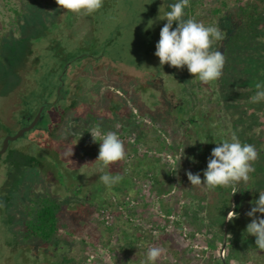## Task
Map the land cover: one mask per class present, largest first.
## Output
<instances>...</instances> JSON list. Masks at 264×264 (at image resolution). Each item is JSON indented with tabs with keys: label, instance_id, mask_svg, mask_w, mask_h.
I'll list each match as a JSON object with an SVG mask.
<instances>
[{
	"label": "rangeland",
	"instance_id": "1",
	"mask_svg": "<svg viewBox=\"0 0 264 264\" xmlns=\"http://www.w3.org/2000/svg\"><path fill=\"white\" fill-rule=\"evenodd\" d=\"M175 2L116 0L107 5L104 0L103 7L94 14L77 15L65 10L61 17L57 15L61 9L54 0H0V36L7 29L14 32L0 41V119L16 95L22 57L30 50V61L33 55L52 57L51 51L43 48L42 39L50 29L52 35L65 31L64 20H69L77 32L85 30L89 23L98 45L115 37L116 42L108 47L109 54L122 72L117 77L110 72L81 86L69 129L63 135H58V131L52 133L57 136L49 150L61 153L51 163L59 167L56 172L24 170L29 161L22 160L17 171L11 172L5 181L8 172L0 167V192L3 189L0 264H142L150 247L164 249L156 264H254L253 258L258 254L253 250L255 254L246 262L243 255L234 258L229 253L233 235L227 231L224 245L225 223L222 230L219 218L210 213L211 204L206 201L209 198L212 202L214 193L191 186L187 177L189 170L193 174L198 172L193 159L199 160L203 145L209 146L208 142H201L207 140L200 139V123L213 127L210 125L214 123L213 117L220 116L223 107L230 110L229 90L239 74L226 67L227 63L231 64L228 53L224 54L223 75L216 85L195 80L187 66L183 69L160 66L154 53L167 21L159 19V15L170 11L169 5ZM229 2L233 7L234 0ZM10 6L17 11H11ZM214 6L212 0H190L184 18L222 30L221 19L213 13ZM49 10L55 11V16ZM176 26L174 22L173 29ZM67 40H63V45L69 46L70 39ZM108 90L121 96L123 104L115 108L107 96ZM215 90L224 93L222 103L227 107L220 104ZM194 114L208 119L201 120L199 125L191 123L189 118ZM137 124L148 132L146 141L137 139L134 131ZM186 127L191 128L189 135ZM93 128L101 133L116 132L124 142L125 159L104 171L121 175L126 183L121 181L109 189L99 181L101 165L94 163L99 142H92ZM259 128L262 126H258V131ZM34 130L28 135L37 134ZM154 138L156 141L150 142ZM157 157L160 161L155 163L156 171L147 173L150 160ZM4 159L5 155H0V163ZM84 164L87 178L81 173ZM155 172L158 173L154 179ZM127 194L138 205L123 211L112 200L113 197L121 200ZM45 197L60 201L62 206L61 227L50 243L24 237V221L30 206ZM101 207L113 213L110 225L102 219ZM126 234L140 239L131 252L123 250L121 261L119 248L121 244L127 246V238L123 239Z\"/></svg>",
	"mask_w": 264,
	"mask_h": 264
},
{
	"label": "trees",
	"instance_id": "2",
	"mask_svg": "<svg viewBox=\"0 0 264 264\" xmlns=\"http://www.w3.org/2000/svg\"><path fill=\"white\" fill-rule=\"evenodd\" d=\"M212 2L215 4L212 9L214 15L221 19L222 30L220 31L225 34V39L215 42L213 50L218 49L224 54L228 53L231 64L227 63L226 67H230L236 75H239L235 76L233 87L229 90L231 98L227 104L230 106V110L223 107L220 116L213 117L214 123L210 124H213V127L208 125L204 127L200 123L201 132L198 131L200 139L207 140L209 146L203 145L195 166L203 180V170L207 168L208 157L211 155L212 149L217 146V142L230 139L233 132L242 143L256 147L259 158L254 164L255 171L250 173L249 182L237 184L235 194H232V187H217L213 190H207V192H213L216 199L212 198L211 202V199L208 198L209 201H206L211 204L210 213L219 218L222 230L228 212L233 210L237 213L234 220L228 221V233L232 234L234 238L233 244L229 246V253L231 255L233 253L234 258L243 255L242 259L246 262L250 255L255 254L252 253L253 250L258 254L257 257L253 258L254 264H264V250H259L255 245L256 238L246 233L247 224L252 219L246 213L252 207L251 202L259 198V190H264V101L250 102V97L257 92L255 85L264 83V74H262L264 73V0H234L233 7L230 6L229 0H212ZM9 9L17 11L12 6ZM227 11L228 13H226ZM11 34L14 32L7 29L6 33L1 34L0 41L1 38L4 39ZM211 83L216 85L217 80ZM221 84L225 85V82L221 81ZM226 90L225 87L223 91ZM215 91L220 104H224L222 103L224 102V93L222 94L221 90ZM224 105L227 107L226 103ZM236 107L240 110H236ZM189 119L191 123L199 125L201 120L208 118L203 119V117L194 114ZM258 126H262L263 129L259 128L260 131H258ZM186 129V133L189 135L188 132L191 131V128L186 127ZM134 131L139 141L147 140L148 132L141 125L137 124ZM151 137L149 131V139ZM187 138L186 141L189 142ZM154 139L150 142H155L156 138ZM190 147L192 150V145ZM159 161L160 158L158 157L150 160L147 173L156 171L155 163L158 164ZM156 173L158 172L154 173V179ZM123 182L126 183L127 180ZM207 197L205 196V198ZM233 201L235 202L234 207H232ZM61 213L60 201L49 197H45L40 202L30 206L28 217L24 221V237L27 239L37 238L43 243H50L61 227ZM257 216H264V214L257 213ZM126 238L127 246L121 244L119 248L118 257L120 260L122 254L125 253L124 251L131 252L132 248L136 247V241L140 239L139 237L134 238L131 234H126L123 239Z\"/></svg>",
	"mask_w": 264,
	"mask_h": 264
},
{
	"label": "flooded vegetation",
	"instance_id": "3",
	"mask_svg": "<svg viewBox=\"0 0 264 264\" xmlns=\"http://www.w3.org/2000/svg\"><path fill=\"white\" fill-rule=\"evenodd\" d=\"M115 2L116 0H107V5ZM64 11L61 9L57 15L65 14ZM49 13L55 16V11L49 10ZM64 21L63 25L67 31L64 28L65 31L52 35L50 29L42 39L43 48L50 50L52 57L47 59L43 55H33L30 61L32 50L24 59L22 57L23 64L20 66V72L18 71L21 76L16 95L10 102L12 105L7 106V113L0 119V148L7 135H14L20 129L36 122L34 127L25 131L21 137L10 141L6 152L3 153L5 159L0 163V167L3 166L8 172L5 181L9 179L11 172L17 171L22 160L29 161L24 170L34 168L44 173L56 172L59 167H54L55 163H51L57 161V155L61 157V153L56 154L49 150L57 136L52 133L58 131V135H63L69 129L76 95L80 93L81 86L84 87L95 78L110 72L116 74V77L122 73L114 64V57L109 54L108 47L116 42L115 37L107 38L101 47L102 44L98 45V42L93 40V26L89 23L85 30L80 29L83 33L78 37L81 31H75L69 20ZM66 38L70 39L69 46L63 45ZM108 91L107 96L115 108L123 104L121 96ZM33 129L37 134L29 136L28 132ZM2 192L3 189L0 196Z\"/></svg>",
	"mask_w": 264,
	"mask_h": 264
},
{
	"label": "clouds",
	"instance_id": "4",
	"mask_svg": "<svg viewBox=\"0 0 264 264\" xmlns=\"http://www.w3.org/2000/svg\"><path fill=\"white\" fill-rule=\"evenodd\" d=\"M104 0H56L59 9L66 10L77 15H91L103 7ZM190 0H177L169 5L170 11L159 15V19H166L160 31V39L156 43L155 55L159 58L160 66L165 64L187 70L195 80L209 84L218 80L223 75V68L226 63V56L220 50H212L215 41L225 39V34L215 26H205L192 18H184V9ZM162 9L160 8V13ZM174 22L177 23L173 29ZM264 74V73H262ZM257 92L250 97L251 103L264 101V83L255 85ZM119 125H117V128ZM92 142H99V152L94 163L101 165L99 169V181L107 188H112L120 183L123 177L119 174L112 175L104 169L110 165L122 161L126 157L124 142L118 134L113 131L101 133L96 128L91 131ZM206 143L208 141H201ZM195 144V143H193ZM73 151L71 153V156ZM259 158V152L254 145L242 143L233 132L230 139L217 142V146L211 151L208 157L207 168L203 170V177L199 172L193 174L187 171L188 180L191 186L201 187L205 190H213L217 187H232L235 194V186L240 182L247 184L250 180V173L255 171L254 164ZM193 162L196 161L193 159ZM88 164V163H86ZM84 164L81 173L88 177L84 171ZM251 209L246 213L251 217L247 224L246 233L254 236L255 245L259 250H264V216H257V213L264 214V190H259V198L253 200ZM237 217L235 211L228 213L226 220L232 221ZM164 249L150 247L146 253V260L142 264H156V261L163 255Z\"/></svg>",
	"mask_w": 264,
	"mask_h": 264
},
{
	"label": "built area",
	"instance_id": "5",
	"mask_svg": "<svg viewBox=\"0 0 264 264\" xmlns=\"http://www.w3.org/2000/svg\"><path fill=\"white\" fill-rule=\"evenodd\" d=\"M149 177L151 178V175H149ZM113 203L115 205L118 206L119 209L125 211V209L127 210H130V209H133V208H136L137 205H138V201L135 200L131 195H124L123 198L121 200H119L118 198L116 197H113ZM99 212L102 216V219L105 221V223L107 225H110L113 221V213L111 212V210L107 207H101L99 209ZM164 215V214H162ZM172 221V220H171ZM91 260V258L89 259V261Z\"/></svg>",
	"mask_w": 264,
	"mask_h": 264
},
{
	"label": "water",
	"instance_id": "6",
	"mask_svg": "<svg viewBox=\"0 0 264 264\" xmlns=\"http://www.w3.org/2000/svg\"><path fill=\"white\" fill-rule=\"evenodd\" d=\"M35 122L34 121L33 123H31L30 125L20 129L16 134L12 135V134H9L7 135L3 142H2V147L0 148V154H3L4 152H6L8 146H9V143L10 141L12 140H16L17 138L21 137L23 135V133L27 130H30L32 127H34L35 125ZM227 231H228V220L225 221V241H224V245L226 244V236H227Z\"/></svg>",
	"mask_w": 264,
	"mask_h": 264
}]
</instances>
